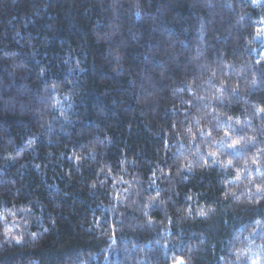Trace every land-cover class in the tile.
I'll list each match as a JSON object with an SVG mask.
<instances>
[{
  "label": "trees",
  "instance_id": "trees-1",
  "mask_svg": "<svg viewBox=\"0 0 264 264\" xmlns=\"http://www.w3.org/2000/svg\"><path fill=\"white\" fill-rule=\"evenodd\" d=\"M0 264H264V0H0Z\"/></svg>",
  "mask_w": 264,
  "mask_h": 264
},
{
  "label": "snow or ice",
  "instance_id": "snow-or-ice-1",
  "mask_svg": "<svg viewBox=\"0 0 264 264\" xmlns=\"http://www.w3.org/2000/svg\"><path fill=\"white\" fill-rule=\"evenodd\" d=\"M77 159H79V158H77Z\"/></svg>",
  "mask_w": 264,
  "mask_h": 264
}]
</instances>
